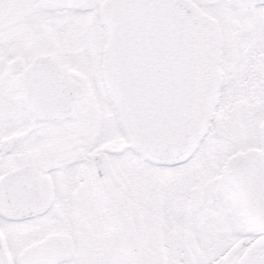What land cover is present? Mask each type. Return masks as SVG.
Returning <instances> with one entry per match:
<instances>
[{"label":"snow or ice","instance_id":"1","mask_svg":"<svg viewBox=\"0 0 264 264\" xmlns=\"http://www.w3.org/2000/svg\"><path fill=\"white\" fill-rule=\"evenodd\" d=\"M0 264H264V0H0Z\"/></svg>","mask_w":264,"mask_h":264}]
</instances>
